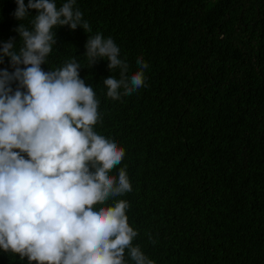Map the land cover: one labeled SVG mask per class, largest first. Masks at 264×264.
I'll return each instance as SVG.
<instances>
[{"label": "trees", "instance_id": "16d2710c", "mask_svg": "<svg viewBox=\"0 0 264 264\" xmlns=\"http://www.w3.org/2000/svg\"><path fill=\"white\" fill-rule=\"evenodd\" d=\"M16 8L0 0V47L12 39L18 52L16 29L32 30L36 10L20 21ZM74 9L91 31L54 27L41 67L79 62L99 101L94 131L125 150L109 174L125 168L132 191L96 207L127 201L133 246L154 264H264V0H76ZM97 33L120 48L129 76L137 57L148 63L144 87L107 97L103 80L120 69L106 59L87 67ZM0 69L14 71L8 57ZM0 264L29 262L0 250Z\"/></svg>", "mask_w": 264, "mask_h": 264}, {"label": "clouds", "instance_id": "9594fccd", "mask_svg": "<svg viewBox=\"0 0 264 264\" xmlns=\"http://www.w3.org/2000/svg\"><path fill=\"white\" fill-rule=\"evenodd\" d=\"M75 3L16 0V19L36 10L32 30L16 29L23 40L18 52L12 39L0 47V63L8 57L14 69H0V250L29 264H126L127 250L134 264H154L133 246L138 232L128 223L127 201L96 207L132 185L125 168L109 174L125 150L94 131L99 101L80 77L82 65L72 59L55 70L41 67L57 43L54 27L91 31ZM85 48L87 67L106 59L110 72L120 69L119 78L103 80L107 97L119 100L145 86L148 63L137 57L129 76L111 37L88 36Z\"/></svg>", "mask_w": 264, "mask_h": 264}]
</instances>
